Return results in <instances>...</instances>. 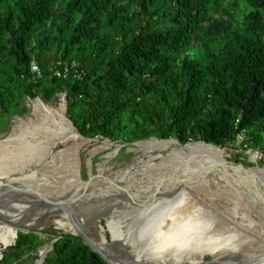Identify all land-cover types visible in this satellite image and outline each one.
I'll return each mask as SVG.
<instances>
[{"label": "trees", "instance_id": "trees-1", "mask_svg": "<svg viewBox=\"0 0 264 264\" xmlns=\"http://www.w3.org/2000/svg\"><path fill=\"white\" fill-rule=\"evenodd\" d=\"M61 95L85 139L222 147L244 132L237 163L252 149L262 168L264 0H0V131L27 99ZM42 234L18 231L0 264L38 260ZM56 239L42 264H109L80 236Z\"/></svg>", "mask_w": 264, "mask_h": 264}, {"label": "rangeland", "instance_id": "rangeland-1", "mask_svg": "<svg viewBox=\"0 0 264 264\" xmlns=\"http://www.w3.org/2000/svg\"><path fill=\"white\" fill-rule=\"evenodd\" d=\"M64 97L66 96L61 95L60 101H53L50 104L61 107L62 104L66 103ZM38 99H27L28 112L14 116L9 127L0 131V137H6L12 134L15 126H18L16 137H14L13 144L10 147L13 148L15 157L20 159V161L14 163L11 161L10 164L5 165L7 169L4 172L18 169L20 173L11 176L12 178L0 179V205L12 209L11 204L17 203L19 205L18 212H22L26 216L35 211L37 207L45 208L36 214L40 219L38 225H34L35 227L19 226L18 229V231L25 232L32 230L43 232L42 237L46 239V243L39 251V259L41 257L42 259L45 258L52 250L53 242L57 240L56 235L74 234V228H78L82 232H84V229L90 228L95 237H104L108 244L118 236L119 230L126 238L131 236V230L140 233L144 227L148 230L150 238H153L155 232L161 233V224L169 225L171 221L158 222L156 225L150 222L149 226L139 225L137 229H132L137 219V208L143 202V200L141 202L136 200L135 197H150V195L147 196L141 193L138 195V188L129 187L125 189L133 183L129 180V172L123 170L137 159H142L136 165L142 171V168L148 164V156L153 155L155 157V154H160L161 160H164L166 164L180 165L179 168H183L184 164L192 160L185 156L171 155L169 149L161 150V153L155 147L137 150L136 145L138 142L124 148V145L115 146L114 143L106 139H85L81 136L82 141H90V144L78 146L76 141L69 140L66 145H52L46 156L36 148L32 152V163L29 166L23 165L21 158L25 155L28 157V153H24L25 147L29 148L30 144H34L36 139L40 137V133L36 131V125L40 120L31 107ZM106 142L110 143V147L100 149ZM244 149L245 147H242V144L238 142L225 146L228 154L227 161L231 164H241L237 163L236 155ZM61 151H64V153L60 154ZM245 152L249 154L246 161L248 164H242L249 168H261L258 161L261 159L262 154L252 149H247ZM53 158L58 162L60 161L59 158H62L63 162H65L64 159L68 158L63 171L57 168L52 169L51 162H53ZM68 166L72 168L73 172H66ZM140 170L136 172L139 171L138 174L144 178L135 174V184L138 183L139 186L143 183L149 185L153 183L161 184V177L146 176V174H141ZM24 173L29 175L35 173V176L31 179L13 180V178L19 176L25 177ZM115 174H118V176L115 177ZM44 180L50 181L47 186L48 190L51 191L50 195L48 194L50 191L45 193L41 190H35L37 184L43 185L45 183ZM73 181L78 185L81 184V189L77 193L80 195L71 196L70 202L75 204L69 205L65 202V199L70 196H66L62 200L59 197L72 188ZM149 185H144L141 189H144L148 194L160 193L158 196L161 198V189L147 191ZM121 190L123 192H119ZM253 190L254 186L248 188L247 183L238 176L210 175L208 179L171 189L168 194L175 193L177 196L172 203L168 202L169 198L166 200L161 199V203L157 200H149L151 203H148V206L144 209L151 210L149 212L151 213L150 217L156 219L158 218L157 214L161 213L165 207H170L174 202H178L174 212L178 214L179 222H182V224L188 221L193 222V229L196 231L194 233L195 237L190 239V243H188V240L185 243L192 245L191 248L196 250L203 247L201 243H205L204 246L208 249L226 250L223 255H220L222 252H215L214 256L206 255L203 264H264V202L254 198ZM126 197L128 199L124 201ZM255 197L258 198L256 195ZM51 198H54V200ZM130 199L135 200L130 201ZM131 202L133 203L131 204ZM74 211L78 212L76 217L71 215ZM11 213L21 215V213L15 211H11ZM55 213L63 215H59L60 218H57V220H46V218H50L49 215L54 216ZM121 216L127 217L118 226L117 221ZM61 222L63 226L59 225ZM5 224L10 223L0 219V226ZM163 231H166V229H163ZM174 232H170V237L174 235ZM158 238L161 239V235ZM52 239L53 241H51ZM169 239L166 238L165 241ZM14 243L15 241L11 245ZM134 243L138 242L134 241ZM117 245L107 246L105 249L108 251L111 247L110 252H116L117 255L121 254L120 256L124 257V261L126 263L128 261L127 264H135L134 260H131L128 255L130 250L133 252L134 247ZM7 247L3 248L2 252ZM42 251H46L44 257L41 255ZM39 259L32 261L30 264H42ZM167 259L170 262H177V259H171L170 257ZM110 262L114 264L112 261Z\"/></svg>", "mask_w": 264, "mask_h": 264}, {"label": "bare ground", "instance_id": "bare-ground-1", "mask_svg": "<svg viewBox=\"0 0 264 264\" xmlns=\"http://www.w3.org/2000/svg\"><path fill=\"white\" fill-rule=\"evenodd\" d=\"M37 65V64H36ZM32 109L35 111V113L38 115V118L40 122L36 125V131L40 133V137L36 139L34 144H30L29 148L24 149V153H28V157L25 155L21 158V162H23V165L29 166L32 163V152L38 148L43 154L46 156L50 152L52 145H66L69 140L76 141L77 145H89L90 141H82L81 135L72 127L70 122L68 121V118L65 115V103L61 105V107H56L54 104L45 103L41 100H36L35 103L31 105ZM18 130V126H15V128L12 130V134L8 135L6 137H0V179H6L10 178L11 176H16L20 173V170L13 169V170H7L4 172V170L7 169L5 165L20 161V159H17L13 153V148L10 147L13 144V140L16 132ZM25 138V137H24ZM23 138V139H24ZM110 147V143L106 142L104 146H102L100 149H106ZM136 149H149L152 147L157 148L160 153L161 150H170L171 155H177V156H185L192 161L188 159V163L183 165V168H179L180 165H171V163L166 164L164 160H161L160 154H155L156 158L153 155L148 156V164L142 168L141 171L139 166H136L141 162L142 159H137L133 164L129 165L127 168H125L123 171H128L130 176L131 185L127 186L125 189L131 187V188H138V195L145 194L150 195V197L145 196H137L135 197L136 200H143L142 205H140L137 208V214H136V222L132 229H137L139 225L143 226H149L150 222H153L154 225L158 222H165V221H171L169 225H162L161 224V233L155 232L153 235V238H150L148 235V230L144 227L141 229L140 233L133 232L131 230V236L129 238H126L123 233L119 230V234L117 237H115L111 243H107V241L102 238L95 237L90 228L84 229V234L87 236L89 241L95 245L99 252L109 261H112L114 264H127L124 261V257L117 255L116 252H110L109 250L105 249V247L112 246L114 244L122 245L123 247H134L133 252L130 250L128 252L129 258L131 260H134L135 264H203V260L205 259L206 255H212L214 256L215 252L221 253L220 255H223L225 249L217 250L215 249H208L206 248L205 243H201L203 246L202 248H197V250L194 248H191L192 245L188 244L190 243V239H193L195 237L194 233L196 232L193 228V222L188 221L184 222L185 224H182V222H179L178 214L175 213L176 207L178 205V202H174V204L170 205V207H165L161 213L157 214L158 218H152L151 216V210L144 209L146 206H148V203H151L149 200H157L161 203V199L166 200L169 198L168 202L172 203L174 198L176 199L177 196L175 193H169L171 189H175L176 187L179 188L184 185L192 184L195 181L208 179L211 176L224 174V175H230V176H238L243 181L247 183V187L254 186V194L258 197L256 198L254 195V198L256 200H262L264 202V169H261L259 167H245L243 164H231L227 161V151L225 150V147L218 148L213 147L210 145H206L201 142H193L190 144H187L186 146H180V144L175 140H157V139H151L148 141H142L138 142L136 145ZM64 151H61L60 154H63ZM158 156V157H157ZM60 161H56L55 158H53V162H51L52 169H61L64 170V164L68 160V158L64 159L65 162H63L59 158ZM173 160V159H172ZM255 160V159H253ZM56 161V162H55ZM197 161V162H195ZM23 170V169H22ZM137 170L141 171V174H146V176H155V177H161V184L153 183L152 185H149L148 183H143L141 186L135 184L134 181V175L138 174L136 172ZM148 170V172H147ZM67 173H71L72 168L68 166ZM149 173V174H148ZM25 174V173H24ZM25 177H18L13 178L14 181L17 180H23L25 178H34L35 173L33 175L25 174ZM124 175V174H123ZM139 175V174H138ZM118 176V174H115V177ZM139 177H143L140 176ZM204 177V178H203ZM12 178V177H11ZM144 178V177H143ZM152 178V177H148ZM203 178V179H202ZM115 179V178H114ZM13 181V182H14ZM45 183L43 185L37 184L35 186V190H41L45 193H48L47 186L50 184V181L44 180ZM144 185H149V188L146 189L147 191L151 190H159L161 189V198H159L160 193H152L148 194L144 191V189H141ZM81 189V184L78 185L73 181L72 188L69 189L65 194L61 195L59 199H65L66 196H70L69 198L65 199V202L69 203V205H73L75 203L70 202L71 196H74L78 193V191ZM123 189V190H125ZM83 190V188H82ZM123 190L119 192H123ZM129 192V191H128ZM51 191L48 193L50 195ZM127 194V193H126ZM137 194V193H135ZM80 195V194H77ZM118 195V193H117ZM47 196V195H44ZM119 197V196H118ZM54 200V198H51ZM127 197L124 201H127ZM68 200V201H67ZM135 200V199H134ZM131 200L130 201H134ZM133 202H131L132 204ZM79 204V203H78ZM153 205V204H152ZM174 206V207H173ZM12 209L5 208L3 205H0V219L7 221V223L0 226V254L3 250V248L11 245L14 241L17 239L18 229L19 226L21 227H33L34 225H38L39 223V216L37 217L36 214L39 211L44 210L45 208H38L30 212L27 216L24 215L22 212H18L19 205L17 203L11 204ZM11 211H15L17 213H21V215H15L14 213H11ZM81 211V210H80ZM85 211V210H84ZM83 213V211H81ZM59 215L63 214H56L54 216L49 215L46 218V220H57V218H60ZM67 215V214H66ZM72 217H76L78 215L77 211H74L72 214ZM127 216H121L120 219L117 221V225L120 226L123 222L122 220L125 219ZM38 219V220H36ZM60 226H63L62 222L59 223ZM35 227V226H34ZM207 227V226H206ZM23 229V228H22ZM163 229H166V231H163ZM175 230V232H174ZM74 234H77L79 231L78 228H74ZM174 232V235L170 237V232ZM207 231V230H206ZM205 233V232H204ZM202 233V234H204ZM161 235V239L158 238V236ZM185 236H187L185 238ZM166 238H170L169 240L165 241ZM189 241L188 243H185L186 241ZM134 241H137L138 243H134ZM117 245V246H118ZM103 251L105 253L103 254ZM46 251H42L41 255L44 257L46 254ZM216 253V254H217ZM134 257V259H133ZM171 259H177V262H170L167 258ZM184 257V258H182ZM42 259V257H41ZM191 260V261H190ZM109 261V262H110ZM111 263V262H110ZM112 264V263H111Z\"/></svg>", "mask_w": 264, "mask_h": 264}, {"label": "water", "instance_id": "water-1", "mask_svg": "<svg viewBox=\"0 0 264 264\" xmlns=\"http://www.w3.org/2000/svg\"><path fill=\"white\" fill-rule=\"evenodd\" d=\"M64 100H65V102H66V97H64ZM65 108H66V112H67V104L65 103ZM68 121L70 122V124L72 125V127L79 133V131L77 130V128H75V126L73 125V123L71 122V120L70 119H68ZM80 134V133H79ZM81 135V134H80ZM83 137V136H82ZM84 138V137H83ZM151 139H156V138H151ZM158 140V139H157ZM171 140H175V141H177L178 143H179V141L178 140H176V139H171ZM145 141H147V140H145ZM166 141H168V140H166ZM141 142V141H140ZM190 143H193V142H190ZM190 143H187V144H190ZM201 143H204V144H206V145H210V146H213V147H217V146H215V145H212V144H209V143H207V142H205V141H201ZM133 144H135V143H133ZM180 144V143H179ZM187 144H184V145H182V144H180V146H186ZM223 147H225V146H222V147H218V148H223ZM242 164V163H241ZM261 169H264V167L263 168H261ZM73 235H77V236H80L83 240H84V242L87 244V245H89L90 246V248L92 249V254H91V256H90V259H91V261L93 262V263H99L100 262V259L98 258V256L100 257V258H102L104 261H106L107 263H109V264H111L100 252H99V250H98V248L95 246V245H93L90 241H89V239L87 238V236L81 231V230H79L78 232H77V234H73ZM40 261H42V263H43V261H44V258L43 259H39Z\"/></svg>", "mask_w": 264, "mask_h": 264}, {"label": "built area", "instance_id": "built-area-1", "mask_svg": "<svg viewBox=\"0 0 264 264\" xmlns=\"http://www.w3.org/2000/svg\"><path fill=\"white\" fill-rule=\"evenodd\" d=\"M32 69L38 77H41V71H40L39 67L34 62L32 63ZM68 72H69V68L65 67L64 69L56 70L55 74L57 77H66ZM244 137H245L244 132L238 134L237 135V142L242 144L244 141Z\"/></svg>", "mask_w": 264, "mask_h": 264}]
</instances>
